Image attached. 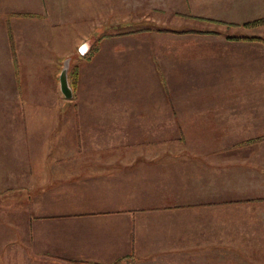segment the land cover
I'll return each instance as SVG.
<instances>
[{
    "label": "crops",
    "instance_id": "1",
    "mask_svg": "<svg viewBox=\"0 0 264 264\" xmlns=\"http://www.w3.org/2000/svg\"><path fill=\"white\" fill-rule=\"evenodd\" d=\"M262 17L0 0V264H264Z\"/></svg>",
    "mask_w": 264,
    "mask_h": 264
},
{
    "label": "rangeland",
    "instance_id": "2",
    "mask_svg": "<svg viewBox=\"0 0 264 264\" xmlns=\"http://www.w3.org/2000/svg\"><path fill=\"white\" fill-rule=\"evenodd\" d=\"M170 25L175 26L176 23L170 22L168 24V27H169V30L168 31H170V32L173 33V31H171L173 27H171ZM203 31L204 30H202V29H192L191 30V32H193V33H201ZM179 32H181V30L180 31H175V33H179ZM175 33H173V34L176 36ZM82 46H83V43H81L80 45L77 46V52L80 53V54H85V52L87 50V46L84 47L83 49L81 48ZM72 57H73L72 54L71 55H66V56L62 57L61 61L59 62V65L62 68L64 61H68V69H67L68 83H69L71 89H74L75 88V85H76V73L73 72V68L74 67H73L72 61H71ZM74 77H75V80H74ZM36 129H41V128L38 126V127H36ZM110 264H136V263H135V261L132 258H129L128 257V258L121 259L120 261H117L115 263H110Z\"/></svg>",
    "mask_w": 264,
    "mask_h": 264
},
{
    "label": "water",
    "instance_id": "3",
    "mask_svg": "<svg viewBox=\"0 0 264 264\" xmlns=\"http://www.w3.org/2000/svg\"><path fill=\"white\" fill-rule=\"evenodd\" d=\"M68 61H64L59 73V88L63 96L71 97L72 91L67 78Z\"/></svg>",
    "mask_w": 264,
    "mask_h": 264
},
{
    "label": "trees",
    "instance_id": "4",
    "mask_svg": "<svg viewBox=\"0 0 264 264\" xmlns=\"http://www.w3.org/2000/svg\"><path fill=\"white\" fill-rule=\"evenodd\" d=\"M258 21H264V17H262L261 19H258ZM254 22H257V21H254ZM73 72L75 73L74 68H73ZM74 80H75V77H74Z\"/></svg>",
    "mask_w": 264,
    "mask_h": 264
}]
</instances>
